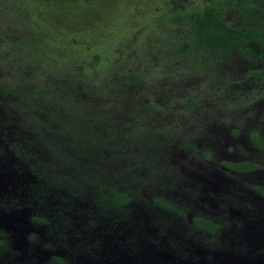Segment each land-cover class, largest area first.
<instances>
[{"label": "trees", "instance_id": "16d2710c", "mask_svg": "<svg viewBox=\"0 0 264 264\" xmlns=\"http://www.w3.org/2000/svg\"><path fill=\"white\" fill-rule=\"evenodd\" d=\"M2 3L0 0V6ZM232 12L240 15V23L234 25L228 21L227 16ZM150 24L132 34L133 42L127 46L129 69L118 53L119 49H126L127 37L112 59L103 56L99 60L107 65L101 78L83 70L57 78L59 85L51 83L55 88L47 84L42 89L37 104L41 102L38 108L44 107L42 114L47 115L49 124H41L31 112L30 116L16 120L14 129L25 134L28 140L40 134L35 146L39 145L41 156L46 155L50 164L41 163L45 165L41 167L37 160L39 152L33 149L31 153L17 149L14 151L17 163L7 166L0 161V175L4 179L9 177L12 183L16 182L12 177L15 171L24 176L26 183L38 175L39 181L44 178L48 182L47 189L56 191L52 194L45 186L41 190L40 186H33L30 192L34 195L28 200L29 206L40 200L41 209L46 212V215L40 212L43 224L58 222L63 228L54 231L52 244H48L58 250L78 226L93 229L123 226L126 227L122 230L124 233L131 231L134 237L139 236V231L129 228L133 229L139 221L145 201L142 193L145 188L139 185V178L146 176L141 172L150 170L156 178L155 184L165 193L154 195L153 204L146 205L153 217H159L154 223L159 233L177 231L193 246L186 255L195 254L199 261H204L208 255L197 254V247L209 254L212 251L227 254L226 261L231 264V245H226L228 239L220 241L225 235L224 224L199 213H193L189 220L186 206L181 207L167 195L166 190L173 185L176 187L181 176L179 172L173 173L168 158L171 146L176 143L195 155L203 153L204 160L217 153L215 149L224 145L215 125H221L232 111L247 115L249 121L246 128L233 127V133L251 129L253 143L264 147L260 133L264 131V118L247 110L251 106L253 112L256 111L259 106L256 107L253 99L264 98V0H212L202 7H177L157 12L150 18ZM130 32L129 28L128 34ZM117 58L121 59L117 62ZM244 62L247 63L243 67L244 80H234L230 68ZM214 78L224 84L218 94L224 99L222 107L226 110L220 109L219 114L209 116L204 114L206 108L201 100L212 91L197 88ZM3 89L20 94L17 89L9 90L7 85H3ZM176 102L184 109H176ZM262 102L264 99L260 104ZM213 103L211 100L209 105ZM174 119L180 120L176 126ZM182 125L183 129L179 127ZM165 129L172 133L168 135ZM204 140L208 142L202 144ZM218 140L222 145L214 148L212 141ZM56 149L63 153L51 154ZM2 154L0 149V157ZM219 163L236 174L261 167L255 161L230 160L228 156L219 159ZM32 211V216L39 213L36 209ZM175 214L190 227L188 230L182 231L175 223L172 217ZM85 219L87 221L82 223ZM46 233L50 234L49 230ZM260 237L264 239V234ZM172 238L168 239L172 241ZM131 241L137 240L132 238ZM233 244L240 247L239 242ZM6 246L0 232V251ZM242 251L240 248L239 258L245 256ZM260 252H264V248ZM46 262L69 264L59 253L52 254Z\"/></svg>", "mask_w": 264, "mask_h": 264}, {"label": "rangeland", "instance_id": "374dc122", "mask_svg": "<svg viewBox=\"0 0 264 264\" xmlns=\"http://www.w3.org/2000/svg\"><path fill=\"white\" fill-rule=\"evenodd\" d=\"M211 1L3 0L0 6V149L3 151L0 161L13 166L18 161L14 151L20 149L29 153L33 150L39 152L37 160L41 167L45 166L41 163L50 164L46 155L41 156L39 145L35 146L40 134L36 139L31 136L28 140L25 134L17 133L14 129L17 124L15 121L30 116L31 112L37 115L41 124H49L47 115L42 114L44 107L38 108L41 102L37 104L38 96L47 84L55 88V84L59 85L57 78L83 70L101 78L107 65L99 60L103 56L112 59L119 46H124L127 37L126 49L121 48L118 53L129 69L127 46L133 42L132 34L151 25L150 18L153 15L177 7H202ZM227 19L234 25L240 23L237 12L229 13ZM129 28L131 32L128 34ZM121 33L127 36L123 37ZM246 65L244 62L230 68L231 77L238 81L244 80L243 67ZM250 65L256 66L248 63ZM3 85H7L9 90L17 89L20 94L5 91ZM223 85L214 78L198 86L197 89L212 91L201 100L206 108L204 114L211 116L213 113L219 114L220 109L226 110L222 107L224 99L218 94ZM238 85H242L241 82ZM255 94L259 95L258 92ZM262 99H253L256 107L259 106L256 111L253 112L251 106L247 110L264 118V102L260 104ZM211 100L214 103L209 105ZM175 107L184 109L178 102ZM174 120L175 126L179 124V119ZM248 122L247 115H237L232 111L221 121V125H215L225 147L221 146L219 140L216 143L212 141L214 148L218 145L221 147L205 160L201 156L203 153L195 155L177 143L171 146L168 158L170 168H174L173 173L179 172L181 176L176 187L173 185L166 190L167 195L181 207L186 206L189 220L193 213H199L224 224L225 235L220 237V241L230 240L226 241V245H231L233 252L231 264H264V252H260L264 248V239L260 237L264 234V193L259 189L264 190V147L253 143L251 129L241 130L238 134L232 131L233 127L246 128ZM36 126L39 128L38 124ZM183 126L179 127L183 129ZM165 130L168 135L172 133L170 129ZM260 133L264 142V131ZM206 142L204 140L202 144ZM62 153L57 150L51 154L60 156ZM227 156L230 160L255 161L261 167L253 172L236 174L220 165L219 159ZM14 173L12 177L15 183L9 177L4 179L0 175V232L7 243L0 251V264H46L49 257L56 253L62 254L69 264H223L226 261L227 254L213 251L209 254L197 247V254L204 257L208 255L204 261H199L195 254L186 255V251L191 252L193 246L177 231L166 235L159 233L157 224H154L159 221V217H153L146 205L153 204L154 195L165 193L155 184L156 178L150 174V170L141 172L146 176L139 178V185L143 184L145 188V192L142 191L145 201L140 209L139 221L133 229L129 228L139 231V236L134 237L131 231L124 233L122 230L125 231L126 227L123 226H108L107 229L78 226L68 241L54 250L48 244H52L54 231L63 228L53 221L43 224L40 212L44 215L46 212L44 208L41 209L40 200H35V204L30 206L28 200L29 196L34 195L30 192L33 186L45 189L48 182L44 178L39 181L38 175H35L30 183H26L21 173ZM46 190L56 193L53 189ZM32 209L39 210V213L32 216ZM172 217L182 231L190 228L177 214ZM171 236L174 237L172 241L168 239ZM132 238L137 241H131ZM233 242H239L240 247H236ZM240 248L245 255L243 258H239ZM225 263L229 264L228 261Z\"/></svg>", "mask_w": 264, "mask_h": 264}]
</instances>
